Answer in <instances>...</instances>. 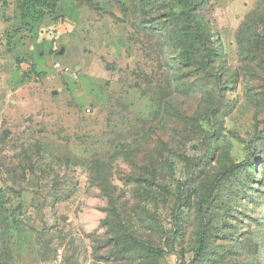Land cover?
I'll use <instances>...</instances> for the list:
<instances>
[{
  "label": "rangeland",
  "instance_id": "obj_1",
  "mask_svg": "<svg viewBox=\"0 0 264 264\" xmlns=\"http://www.w3.org/2000/svg\"><path fill=\"white\" fill-rule=\"evenodd\" d=\"M194 3L0 0V264H264V0Z\"/></svg>",
  "mask_w": 264,
  "mask_h": 264
},
{
  "label": "trees",
  "instance_id": "obj_2",
  "mask_svg": "<svg viewBox=\"0 0 264 264\" xmlns=\"http://www.w3.org/2000/svg\"><path fill=\"white\" fill-rule=\"evenodd\" d=\"M178 6L181 8V12L178 14V16L186 23L191 25L192 24V20L194 19V13L196 11V4L194 3V0H174ZM194 38L199 41V43L202 44H206L205 38L204 36L201 34V32L199 31L197 26H194ZM236 168V166L233 167V169ZM191 171H188V179L191 176ZM220 178V176H219ZM218 178V179H219ZM214 181L213 185H212V190H214L217 181ZM182 185L183 183H180L179 185V204L178 206H185V201L183 200V191H182ZM211 194H209V196L206 198L205 201H209ZM177 210L176 209L173 212V219H174V226H176L178 228V216H177ZM200 215H201V226L200 229L198 231L197 234V247H196V251H195V256L193 257L191 264H198L199 263V258L206 252L207 250V244H206V232H205V215L203 214L202 211H200ZM174 238H169L168 242H167V250L166 251H162V250H155V254L159 257H162L163 255H165L168 251H172L173 250V246H174V242H173Z\"/></svg>",
  "mask_w": 264,
  "mask_h": 264
},
{
  "label": "built area",
  "instance_id": "obj_3",
  "mask_svg": "<svg viewBox=\"0 0 264 264\" xmlns=\"http://www.w3.org/2000/svg\"><path fill=\"white\" fill-rule=\"evenodd\" d=\"M55 67L57 68V69H59V68H61V64L60 63H57L56 65H55ZM89 111V110H88Z\"/></svg>",
  "mask_w": 264,
  "mask_h": 264
},
{
  "label": "water",
  "instance_id": "obj_4",
  "mask_svg": "<svg viewBox=\"0 0 264 264\" xmlns=\"http://www.w3.org/2000/svg\"><path fill=\"white\" fill-rule=\"evenodd\" d=\"M64 53V49L61 50L60 54L62 55Z\"/></svg>",
  "mask_w": 264,
  "mask_h": 264
}]
</instances>
